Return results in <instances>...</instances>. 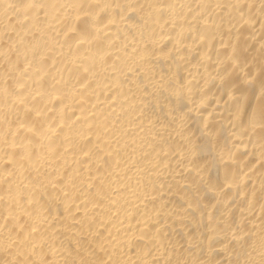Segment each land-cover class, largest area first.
Wrapping results in <instances>:
<instances>
[{
	"label": "bare ground",
	"instance_id": "6f19581e",
	"mask_svg": "<svg viewBox=\"0 0 264 264\" xmlns=\"http://www.w3.org/2000/svg\"><path fill=\"white\" fill-rule=\"evenodd\" d=\"M0 264H264V0H0Z\"/></svg>",
	"mask_w": 264,
	"mask_h": 264
}]
</instances>
